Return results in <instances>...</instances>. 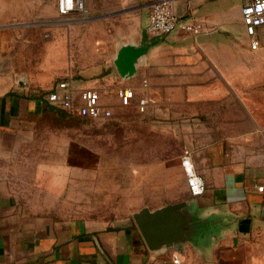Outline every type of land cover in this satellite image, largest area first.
<instances>
[{
  "label": "crops",
  "instance_id": "0c3cea01",
  "mask_svg": "<svg viewBox=\"0 0 264 264\" xmlns=\"http://www.w3.org/2000/svg\"><path fill=\"white\" fill-rule=\"evenodd\" d=\"M172 1L179 15L202 24L201 33L178 29L153 37L146 31L153 3L131 0L136 14L131 45L148 46L135 74L121 77L116 52L111 59L88 62L80 76L100 78L111 91L114 78L121 79V87L134 88L131 175L150 172L152 134L162 132L156 127H174L188 138L181 157L190 154L205 192L190 193L180 159L186 197L155 206L142 203L154 210L187 202L185 212L193 220L188 240L154 252L134 218L104 225L37 208L57 205L56 191L68 189L100 157L101 133L85 128L99 120L62 115L41 98L61 79L79 88L91 86L77 84L70 71L60 73V79L55 70L37 75L33 93L17 88L22 49H16L14 60L9 56L5 28L0 33V264H264V34L261 46L253 49L242 17L244 0ZM54 6L60 14L57 0ZM144 96L149 104L141 116L137 101ZM101 102L109 105L103 96ZM136 142H143L148 163L136 161ZM41 190L49 191L47 197Z\"/></svg>",
  "mask_w": 264,
  "mask_h": 264
},
{
  "label": "rangeland",
  "instance_id": "374dc122",
  "mask_svg": "<svg viewBox=\"0 0 264 264\" xmlns=\"http://www.w3.org/2000/svg\"><path fill=\"white\" fill-rule=\"evenodd\" d=\"M143 1L151 5L157 0ZM85 6L86 13L61 16L54 0H0V33L7 28L9 56L13 60L19 57L16 49H22L23 67L15 70L18 75L28 77L34 83V77L47 75L51 70L59 74L70 71L77 84L91 83L87 87H100L105 102L113 110L112 118L94 121L85 127L101 133L96 142L100 157L88 164V173L85 174L84 167L73 165V168L79 167L83 175L80 173L74 177L68 189L56 191L60 197L57 205L37 208L44 213L79 216L104 225H121L133 220V214L145 207L143 202H152L155 206L186 197L178 160L188 138L174 127H156L162 132L152 134L150 172L131 175V106H121L115 95L122 86L121 79H111L114 80V91H111L102 79L80 75L84 66L88 68V62L111 59L120 44L131 41V25L136 14L131 10V0H85ZM83 23L88 25H81ZM61 75L57 79L64 77ZM33 83L28 93H33ZM22 92L27 93L26 90ZM212 128L205 127L206 130ZM135 144L136 161L148 163L149 159L142 156L143 142ZM39 192L47 197L49 191ZM23 193L27 197L30 191L24 190ZM131 201L137 204H131Z\"/></svg>",
  "mask_w": 264,
  "mask_h": 264
},
{
  "label": "built area",
  "instance_id": "2783aa9c",
  "mask_svg": "<svg viewBox=\"0 0 264 264\" xmlns=\"http://www.w3.org/2000/svg\"><path fill=\"white\" fill-rule=\"evenodd\" d=\"M58 12L68 15L74 12L86 13L85 0H57ZM242 17L246 32L250 37L251 47L258 49L261 46L260 38L264 34V0H244ZM182 29L193 34L203 31L202 24L190 18L179 15L172 0L155 1L149 12L146 31L153 37H161ZM17 88L21 91H31L32 81L23 75H17ZM116 95L122 106L129 107L136 98V92L132 87H120ZM101 92L95 87H76L71 79H61L54 88L42 93L41 98L48 104L65 110L68 113L91 119H110L113 116L112 107L101 102ZM149 104L148 97H141L137 101L139 112L145 113ZM181 163L187 176L189 191L194 196L202 195L206 190V183L195 169L189 153L181 157ZM263 190V187H259ZM173 261L178 263V257Z\"/></svg>",
  "mask_w": 264,
  "mask_h": 264
},
{
  "label": "water",
  "instance_id": "95a60500",
  "mask_svg": "<svg viewBox=\"0 0 264 264\" xmlns=\"http://www.w3.org/2000/svg\"><path fill=\"white\" fill-rule=\"evenodd\" d=\"M147 47H135L131 42L120 44L115 65L123 79H130L136 72V64ZM187 202L167 204L151 210L143 207L133 214L149 249L160 252L174 248L188 240L192 232V217L186 214Z\"/></svg>",
  "mask_w": 264,
  "mask_h": 264
},
{
  "label": "trees",
  "instance_id": "16d2710c",
  "mask_svg": "<svg viewBox=\"0 0 264 264\" xmlns=\"http://www.w3.org/2000/svg\"><path fill=\"white\" fill-rule=\"evenodd\" d=\"M59 111L62 113V115H65V116H73L72 114L68 113L65 110L60 109Z\"/></svg>",
  "mask_w": 264,
  "mask_h": 264
}]
</instances>
